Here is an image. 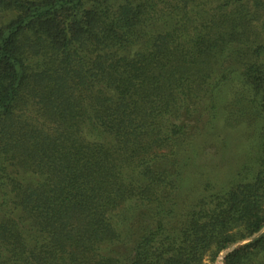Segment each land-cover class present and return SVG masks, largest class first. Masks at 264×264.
<instances>
[{
    "label": "trees",
    "instance_id": "obj_1",
    "mask_svg": "<svg viewBox=\"0 0 264 264\" xmlns=\"http://www.w3.org/2000/svg\"><path fill=\"white\" fill-rule=\"evenodd\" d=\"M220 260L264 264V0H0V264Z\"/></svg>",
    "mask_w": 264,
    "mask_h": 264
},
{
    "label": "rangeland",
    "instance_id": "obj_2",
    "mask_svg": "<svg viewBox=\"0 0 264 264\" xmlns=\"http://www.w3.org/2000/svg\"><path fill=\"white\" fill-rule=\"evenodd\" d=\"M216 264H223V263H222V261L220 260V261H218Z\"/></svg>",
    "mask_w": 264,
    "mask_h": 264
},
{
    "label": "water",
    "instance_id": "obj_3",
    "mask_svg": "<svg viewBox=\"0 0 264 264\" xmlns=\"http://www.w3.org/2000/svg\"><path fill=\"white\" fill-rule=\"evenodd\" d=\"M222 257H223V255L220 256V258H222Z\"/></svg>",
    "mask_w": 264,
    "mask_h": 264
}]
</instances>
